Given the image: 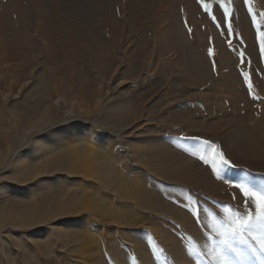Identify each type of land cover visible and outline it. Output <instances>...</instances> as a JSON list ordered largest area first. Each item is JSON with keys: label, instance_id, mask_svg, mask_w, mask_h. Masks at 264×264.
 I'll use <instances>...</instances> for the list:
<instances>
[{"label": "rangeland", "instance_id": "1", "mask_svg": "<svg viewBox=\"0 0 264 264\" xmlns=\"http://www.w3.org/2000/svg\"><path fill=\"white\" fill-rule=\"evenodd\" d=\"M169 4L172 6L165 8L159 6L157 1L150 0L145 7H139L138 12H132L129 17L118 21L117 29H105L100 25L93 29L94 34L82 31V27L78 28L76 24L67 25L62 20L57 23L58 46L51 47L48 53L40 52L36 61L33 55H4V50H0V152L4 154V151L14 147L12 143L22 137L10 129L15 120H25L26 123L32 121L29 118L31 116L40 117L45 105L49 104L48 89L55 82L63 90L67 83H73V75L78 82L88 84L89 88H100L103 77L106 83L111 75L119 71L118 78L134 96L132 107L137 110V116L143 119L145 127L141 130H126L115 127L108 119L99 124L104 128L102 134L113 135L114 142L119 140L117 134H123L127 139L123 140L124 144H127L126 141L130 144L132 139L141 142L143 139L146 146L141 148V153L149 144L161 146L170 158L190 166L202 176L204 184H208L206 187L217 182L222 189L217 196L208 193L206 188L204 191L184 184H163L146 173L143 157L134 158L131 164V160H127L128 164L121 162V167L130 172L135 186L139 181L145 188H142V193L136 194V202H139L135 205L137 208L132 204H122L105 191L99 195L107 206L116 208L115 214L119 210L115 220L127 217L135 224L134 227H125L117 221L108 224L95 222L85 232V237L108 239V243L114 245L110 251L102 250L104 263H101L189 264L188 261H192L191 264H257L250 257L244 263L234 257L224 259L223 246L219 245V241L227 236H217L216 232H225L226 226H232L230 219L244 215L247 209L233 207L236 202L230 198L232 189L217 181L209 167L187 153H198L201 147L194 144L193 139L214 142L238 170H246L235 171L231 175H246L256 185L264 182V164L260 162L264 158V56L261 55L259 39L260 33L264 32V22L258 24V31L248 13V7H251L257 14V21H260L259 13L264 11V0H252L250 5H245L244 0H232L231 16L227 21L223 20V11L213 3L211 12L216 23L203 11L198 0H176L169 1ZM11 21L13 19L7 14L0 13L1 36L10 34ZM228 23L233 31L231 37L226 39L221 33H227L224 25ZM216 24H221V27L218 29ZM171 27H174V32L168 36H176L174 46L170 44L166 33ZM209 49L213 52L211 57L208 55ZM50 64L54 67L49 71L46 68ZM241 71L247 72L252 84L251 95L257 96V100L251 98ZM39 76L42 78L33 88ZM26 82L31 85L19 89V85ZM64 82H67L65 86ZM106 85L108 82L105 88ZM10 87L17 89H14L15 94H19L17 100L4 99V92ZM70 90L64 94L69 96L72 93L69 96L72 99L75 97L73 86ZM233 121L248 131L238 133H245L251 139L247 143L255 149L254 157L245 154V144L234 148L231 134L234 131L231 127ZM180 137L187 139L181 140ZM149 150L152 151L151 148ZM118 161H122V158ZM72 181L75 184L82 182L80 178ZM53 190L46 191L42 198L35 195L26 200L30 204L42 202L47 205L60 192L58 189ZM189 195L197 202V210H205L195 218V222L179 204ZM16 200L8 197L6 208L3 203L0 209L15 207ZM16 205L21 206L19 203ZM120 206L126 207L120 209ZM148 208L153 210L148 212ZM183 219L188 220V223L193 222V226H186ZM153 227L163 231L156 235L157 238L153 235L147 237V230H153ZM134 229L141 233L130 239L120 234L126 232L134 235ZM18 236L20 239L16 238L15 241L12 234L4 233L3 240L11 239L6 243V249H11V257L8 259L0 254V264H63L67 259V253L62 248H57L54 253L49 252L51 249L46 243L48 241L44 240L46 237L40 246L32 240L30 233ZM193 245L195 253L192 252ZM236 247L245 251L242 245L237 244ZM177 248L184 250L179 252ZM143 252L149 256L148 263L139 255ZM93 261L100 262L97 257Z\"/></svg>", "mask_w": 264, "mask_h": 264}, {"label": "bare ground", "instance_id": "2", "mask_svg": "<svg viewBox=\"0 0 264 264\" xmlns=\"http://www.w3.org/2000/svg\"><path fill=\"white\" fill-rule=\"evenodd\" d=\"M149 1L0 0V13H5L13 19L12 24L9 23L10 34L4 33L5 38L4 35H0V50H4V55L5 53L21 57L33 55L36 61L40 52L48 53L51 47L58 46L60 41L58 39L56 41L57 23L62 20H65L67 25L76 24L78 28L81 26L82 31L92 32L100 25L105 29L111 27L117 29L118 21L129 17L132 12H138V8L145 7ZM155 1L159 6L168 8L172 6L169 1L176 0ZM172 32H174V27L166 31L167 36ZM90 36L89 34L88 37ZM175 37L174 35L168 36L171 45L176 41ZM53 67L54 65L50 64L46 69L50 71ZM72 67L71 65V69ZM74 71L72 69L73 73ZM117 73L119 71L111 75L106 88L107 82L104 83V77L101 79L100 88H89L88 84L78 82L73 75H71L73 83H67L66 79L64 86L67 84L63 90H60L59 83L55 82L48 89L47 102L49 101V104L45 105L40 117L30 115L29 118L32 121L24 123L25 120L19 122L15 120L11 125V131L21 134L22 137L16 143H12L14 147L4 151V154L0 152V206L4 203L6 208L5 203L8 197L17 198L15 207L9 210L0 209L1 257L4 255L8 259L11 257V249H6V243L11 239L3 240L4 233L12 234L15 241H17L16 238L20 239L18 235L30 233L32 240L40 246L44 244L43 238L46 237L44 240L48 241L46 243L51 249L50 253H54L57 248H62L67 253L65 256L67 259L63 264L104 263L102 250L110 251L114 245L109 244L108 239H91V237H85L84 234L95 222L108 224L117 221L120 226H135L134 222L129 221L127 217L115 220L119 210L115 214L116 208L107 206L99 196L105 191L108 196L122 204H132L137 208L139 202H136V194L142 193V188L145 187H142L139 181L135 186L134 180L129 175L130 172L121 167V162L124 163L127 160H131V164L134 158L143 157L145 165L143 168L146 173H150L163 184L164 182L184 184L204 191L206 188L208 193L217 196L221 192L219 190L222 188L219 183L215 182L206 187L208 184H204L202 176L194 172L190 166L170 158L169 153L164 152L161 146L154 147L149 144L141 153L143 150L141 148L146 146L143 139L142 142L132 139L130 144L127 141V144H124L123 140L127 139L123 137V134H117L119 138L117 142H114L113 135L102 134L104 128L99 124L102 120L108 119L115 127L127 128L126 130L137 128L141 130L145 127L143 119L137 116V110L132 107L134 96L119 80ZM41 78L40 76L36 78L33 88L39 84ZM61 80L64 81L62 78ZM21 84L19 89L31 85L30 82ZM72 86L75 97L71 99L69 96L72 93L67 96L64 92H68ZM14 89L10 87L6 93L4 92L6 101L11 98L18 99L19 94H15L17 89ZM231 127L234 129L231 132L234 148L245 144L247 145L244 147L245 154L254 157L255 149L250 148L251 144L247 143L251 139L245 133H238L248 131L237 121L231 122ZM262 156L264 157V152ZM121 158L122 161H118ZM260 162L264 164V158ZM78 178L82 182L75 184L72 180ZM74 188L77 190L73 191ZM53 189H58L60 192H55L56 195L47 205L42 202L30 204L26 200L35 195L42 198L46 191H54ZM20 194L25 196L21 197ZM139 200L141 203V198ZM17 203L21 206L16 205ZM125 207L120 206V209H125ZM152 210L148 208V212ZM185 221L183 222L186 226L187 224L193 226L191 224L193 222ZM134 230V235L126 232L120 234L130 239L141 233L138 229ZM153 230H147V237L149 235L156 237L157 234L163 232L154 227ZM138 236L144 237V235ZM54 242L59 245H53ZM177 250L181 252L184 248H177ZM139 255L146 263L150 261L146 252ZM95 257L99 258L100 262L95 263L93 261ZM177 257L179 258L180 255ZM245 261L246 259H242V263ZM188 263L193 262L188 261Z\"/></svg>", "mask_w": 264, "mask_h": 264}, {"label": "snow or ice", "instance_id": "3", "mask_svg": "<svg viewBox=\"0 0 264 264\" xmlns=\"http://www.w3.org/2000/svg\"><path fill=\"white\" fill-rule=\"evenodd\" d=\"M201 4L203 11L209 15L213 23H216L215 17L212 15L211 9L213 3L218 5V9L223 11V20L227 21L231 16V3L232 0H198ZM245 5H250L252 0H244ZM248 13L251 16L253 26L257 27L258 24L264 22V11L259 13L260 21H257V14L253 12L251 7H248ZM217 28L221 27V24H216ZM227 29V33H221L226 39H229L232 35L231 24L224 25ZM187 27V25H185ZM189 35H191V29H188ZM260 46L261 55L264 56V32L260 33ZM231 43V41L229 40ZM211 43V40L209 41ZM209 57L213 55L211 49L208 51ZM241 57L243 54H240ZM243 64V59L241 60ZM213 71H215V64L213 63ZM241 75L244 78V82L249 89V94L252 93V84L247 72L241 71ZM253 100H257V96L251 95ZM179 139H187L180 137ZM194 144H199L201 147L197 152H188L187 154L200 161L205 166L209 167L213 173L214 178L226 187L232 189L230 198L236 203L233 207H239L241 209L246 208L247 211L244 215L233 216L229 223L231 227L225 228V232H216L217 236H227L225 239L219 241V245H222V251L224 253V259L234 257L237 261L242 259H248L249 257L257 262V264H264V182L256 185L247 179L246 175L234 176L231 175L235 171H246L238 170L236 165L224 154L221 147L214 142L209 141H197L193 139ZM179 204L190 216L195 218L201 215L205 210L198 209L197 202L192 200L189 195L186 200L179 201ZM188 205H192L189 207ZM227 211V209H225ZM251 241V243L249 242ZM242 245L245 251H241L236 245ZM192 252L195 253L196 249L193 245ZM219 252L217 256H219ZM199 259V257H197Z\"/></svg>", "mask_w": 264, "mask_h": 264}]
</instances>
